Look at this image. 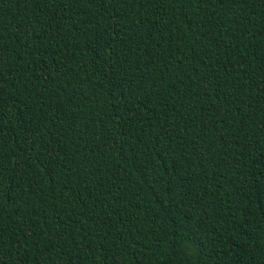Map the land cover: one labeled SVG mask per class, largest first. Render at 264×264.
I'll use <instances>...</instances> for the list:
<instances>
[{"label":"trees","instance_id":"obj_1","mask_svg":"<svg viewBox=\"0 0 264 264\" xmlns=\"http://www.w3.org/2000/svg\"><path fill=\"white\" fill-rule=\"evenodd\" d=\"M0 264H264V0H0Z\"/></svg>","mask_w":264,"mask_h":264}]
</instances>
